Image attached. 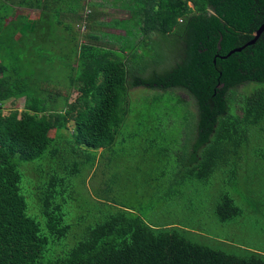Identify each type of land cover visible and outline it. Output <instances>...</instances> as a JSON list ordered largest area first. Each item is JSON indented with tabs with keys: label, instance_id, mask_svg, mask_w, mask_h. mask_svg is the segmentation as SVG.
<instances>
[{
	"label": "trees",
	"instance_id": "1",
	"mask_svg": "<svg viewBox=\"0 0 264 264\" xmlns=\"http://www.w3.org/2000/svg\"><path fill=\"white\" fill-rule=\"evenodd\" d=\"M103 1L0 0V264H264V255L198 243L180 224H156L114 199L98 206L81 233L67 220L61 197L67 176L94 166L96 154L82 147L105 152L117 145L130 88H181L195 99L196 139L180 168L181 180L192 183L184 186L188 191L206 192L217 174L218 180L236 176L239 163H249L243 151L256 126L264 123V32L228 55L264 23V0H124L140 16L115 19V26L142 33L126 46V60L101 40L108 34L95 33L107 14ZM33 10L38 14L31 20ZM76 25L89 32L84 41ZM147 36L180 42L177 62L165 73L145 77L129 68L132 47ZM250 82L259 86L235 102L236 88ZM62 153L61 165L71 168L65 174L51 161ZM46 162L52 163L47 172L38 173ZM23 190L35 199L29 202ZM220 196L222 222L242 214L230 193Z\"/></svg>",
	"mask_w": 264,
	"mask_h": 264
},
{
	"label": "rangeland",
	"instance_id": "2",
	"mask_svg": "<svg viewBox=\"0 0 264 264\" xmlns=\"http://www.w3.org/2000/svg\"><path fill=\"white\" fill-rule=\"evenodd\" d=\"M126 1L130 5V0ZM123 3L124 0L103 1L100 9H104L107 14L104 19H99L103 26L101 30L109 32L110 25L106 23L115 19L140 16L138 11L124 7ZM37 14L35 10L30 11L31 20L36 19ZM77 25L80 40L84 41L82 35L89 32ZM103 31L99 33L102 35ZM134 32V29H129L125 33L130 42H137L142 37V33ZM153 39L147 36L138 47H132L133 51L129 54L132 62H127L134 74L150 77L155 71L165 73L177 62L181 52L177 36L159 42ZM124 45L128 49L131 47L127 41H124ZM127 47L125 51L128 54ZM115 52L114 56L126 60L124 49ZM63 75L61 73L59 77L64 78ZM257 86L258 83L250 82L237 87L234 101L238 103L241 95L250 93ZM231 93L234 94V89ZM75 95L76 91L73 90L72 96ZM123 101H126L122 104L127 105L129 111L118 134L117 145L105 152L82 147L87 153L96 154L94 166H84L78 175L67 176L69 180L61 197L64 198L66 218L74 223L75 230L81 233L94 220L90 217L94 216L98 206L105 205L106 199H114L140 209L156 224H180L187 230V237L198 243L240 256H247L252 252L264 255V123L256 126L255 135L245 150H242L244 157L251 160L252 164L244 165L245 169L238 174L239 182L235 183L231 173L225 178L221 175L223 180H218L217 174L210 185L212 188L207 186L206 192L197 193L192 189H184L185 185L192 183L186 184L181 180L184 169L180 170L186 166L188 159H185V153H189L196 139V135L193 139L197 114L195 99L181 88L164 90L140 86L128 89ZM237 103L236 112L241 113ZM24 105L25 98H22L18 109L22 110ZM10 110L7 107L3 113L7 115ZM72 129L73 123L70 124L69 132ZM68 136V140H71L72 134ZM65 152L67 156L71 155ZM229 152L233 154L235 151ZM64 154H59L56 159L51 158V161L59 164L57 168L65 174L71 168L61 165ZM73 161L69 160L68 166L72 167ZM50 164L52 163L46 162L43 167L38 168V173L42 174L41 169L47 172ZM226 166L228 170H232V165H228V162ZM20 170L23 171L21 166ZM27 173L34 175L30 170ZM23 176L24 182L25 175ZM224 192L234 197L242 214L233 220L222 222L216 213V207ZM23 193L29 202L35 199L33 193H26L25 190ZM204 196L205 199L201 201ZM111 205L110 207L115 208ZM83 214L86 216L82 220Z\"/></svg>",
	"mask_w": 264,
	"mask_h": 264
},
{
	"label": "crops",
	"instance_id": "3",
	"mask_svg": "<svg viewBox=\"0 0 264 264\" xmlns=\"http://www.w3.org/2000/svg\"><path fill=\"white\" fill-rule=\"evenodd\" d=\"M95 1H98V2H102L103 0H95ZM34 11V10H33ZM36 11V10H35ZM104 19V17H102ZM109 24H106V25H111L108 29H109V32L108 31H103L105 32V34H108L107 36L105 37H101V40L104 42V43H109V45L111 46V48H113L115 51H119L121 50L123 47L126 48V45H124V41H127V43L130 45V43H133V42H130L128 40V36L125 34L127 32H129L128 29H125L123 27H119V26H115V22L114 21H111V22H107ZM113 24V25H112ZM103 27V26H102ZM123 33H122V32ZM127 31V32H126ZM135 31V30H134ZM95 33L99 34V31H95ZM133 33V32H132ZM135 33V32H134ZM119 35V36H118ZM139 42V40L136 42V44ZM124 54H126L127 56V53L126 51H124ZM128 57V56H127ZM126 57V58H127ZM233 160V158L231 159ZM249 163H239L241 165V168L239 170V173L236 174V176H234L235 180L237 181V183L239 182V175L241 172V170H244L245 168H242L244 167V165L246 164H249V166H251L252 162L251 160H248ZM233 164V163H232Z\"/></svg>",
	"mask_w": 264,
	"mask_h": 264
},
{
	"label": "water",
	"instance_id": "4",
	"mask_svg": "<svg viewBox=\"0 0 264 264\" xmlns=\"http://www.w3.org/2000/svg\"><path fill=\"white\" fill-rule=\"evenodd\" d=\"M264 32V23L256 30V32L254 33V37L253 39H251L250 41H248L245 45H243L242 47H237L232 49L228 55H231L234 52H240L242 51L245 47L252 45L254 43H256V41L260 38V36L262 35V33ZM227 57V56H225Z\"/></svg>",
	"mask_w": 264,
	"mask_h": 264
}]
</instances>
